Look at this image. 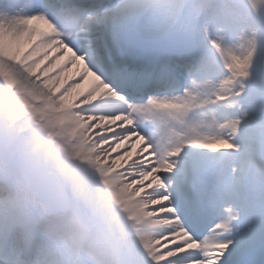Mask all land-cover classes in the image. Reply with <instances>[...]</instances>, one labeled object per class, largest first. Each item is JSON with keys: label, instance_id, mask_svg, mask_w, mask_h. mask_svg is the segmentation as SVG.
<instances>
[{"label": "snow or ice", "instance_id": "snow-or-ice-1", "mask_svg": "<svg viewBox=\"0 0 264 264\" xmlns=\"http://www.w3.org/2000/svg\"><path fill=\"white\" fill-rule=\"evenodd\" d=\"M0 264H264V0H0Z\"/></svg>", "mask_w": 264, "mask_h": 264}]
</instances>
